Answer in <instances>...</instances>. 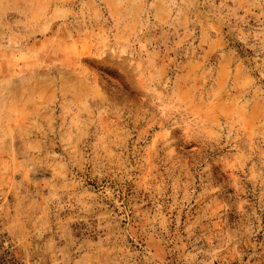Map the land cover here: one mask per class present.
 Segmentation results:
<instances>
[{
  "label": "rangeland",
  "instance_id": "374dc122",
  "mask_svg": "<svg viewBox=\"0 0 264 264\" xmlns=\"http://www.w3.org/2000/svg\"><path fill=\"white\" fill-rule=\"evenodd\" d=\"M0 260L264 264V0H0Z\"/></svg>",
  "mask_w": 264,
  "mask_h": 264
},
{
  "label": "built area",
  "instance_id": "2783aa9c",
  "mask_svg": "<svg viewBox=\"0 0 264 264\" xmlns=\"http://www.w3.org/2000/svg\"><path fill=\"white\" fill-rule=\"evenodd\" d=\"M2 243H3V244H6L7 241H3ZM3 262H4V261H1V260H0V264H2Z\"/></svg>",
  "mask_w": 264,
  "mask_h": 264
}]
</instances>
